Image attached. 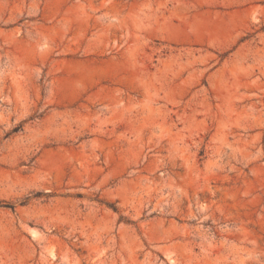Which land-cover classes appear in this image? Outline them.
<instances>
[{
	"label": "rangeland",
	"instance_id": "374dc122",
	"mask_svg": "<svg viewBox=\"0 0 264 264\" xmlns=\"http://www.w3.org/2000/svg\"><path fill=\"white\" fill-rule=\"evenodd\" d=\"M0 264H264V0H0Z\"/></svg>",
	"mask_w": 264,
	"mask_h": 264
}]
</instances>
